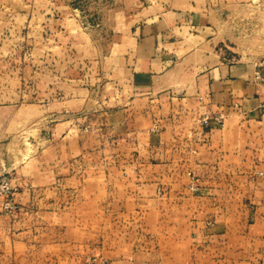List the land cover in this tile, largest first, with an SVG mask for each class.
<instances>
[{"label": "rangeland", "instance_id": "obj_1", "mask_svg": "<svg viewBox=\"0 0 264 264\" xmlns=\"http://www.w3.org/2000/svg\"><path fill=\"white\" fill-rule=\"evenodd\" d=\"M170 2L0 0V264H218L196 212L205 204L171 214L162 186L122 199L148 184L137 164L155 155L107 124L130 97L129 39ZM220 5L213 47L227 62H264V0ZM225 221L246 232L226 241L247 240L245 219Z\"/></svg>", "mask_w": 264, "mask_h": 264}, {"label": "crops", "instance_id": "obj_2", "mask_svg": "<svg viewBox=\"0 0 264 264\" xmlns=\"http://www.w3.org/2000/svg\"><path fill=\"white\" fill-rule=\"evenodd\" d=\"M229 1L171 0L165 16L139 28L127 47L134 62L122 67L130 97L107 124L128 141L145 138L136 150L155 155L137 164L149 170L148 184L138 180L123 200L144 202L146 187L162 186L171 214L205 204L196 212L203 236L217 239V263L264 264V62H227L213 47L211 11ZM228 217L248 224L243 243L226 241L246 233Z\"/></svg>", "mask_w": 264, "mask_h": 264}, {"label": "built area", "instance_id": "obj_3", "mask_svg": "<svg viewBox=\"0 0 264 264\" xmlns=\"http://www.w3.org/2000/svg\"><path fill=\"white\" fill-rule=\"evenodd\" d=\"M259 109H260L261 113L264 115V100L262 102H260ZM216 120L218 123H222V120L220 117H217ZM204 123L207 124V120H204Z\"/></svg>", "mask_w": 264, "mask_h": 264}]
</instances>
